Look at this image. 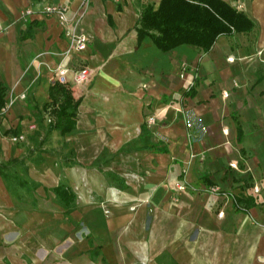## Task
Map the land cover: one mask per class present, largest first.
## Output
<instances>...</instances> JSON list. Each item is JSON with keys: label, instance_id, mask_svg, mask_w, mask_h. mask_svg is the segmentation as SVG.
<instances>
[{"label": "crops", "instance_id": "obj_1", "mask_svg": "<svg viewBox=\"0 0 264 264\" xmlns=\"http://www.w3.org/2000/svg\"><path fill=\"white\" fill-rule=\"evenodd\" d=\"M161 1L91 0L87 48L62 60L43 8L79 0H0V83L5 100L25 95L0 115V264H264V0H220L253 27L207 52L138 37L142 8ZM58 63L78 102L67 133L50 112ZM82 67L92 79L76 85Z\"/></svg>", "mask_w": 264, "mask_h": 264}, {"label": "trees", "instance_id": "obj_2", "mask_svg": "<svg viewBox=\"0 0 264 264\" xmlns=\"http://www.w3.org/2000/svg\"><path fill=\"white\" fill-rule=\"evenodd\" d=\"M252 27L246 16L220 0H162L157 9L151 5L142 8L137 32L140 39L149 36L163 52L183 44L207 52L219 36L249 32ZM5 90L0 83V111L5 105ZM50 98V112L55 117L52 127L60 133L69 132L78 102L58 83L51 86Z\"/></svg>", "mask_w": 264, "mask_h": 264}, {"label": "built area", "instance_id": "obj_3", "mask_svg": "<svg viewBox=\"0 0 264 264\" xmlns=\"http://www.w3.org/2000/svg\"><path fill=\"white\" fill-rule=\"evenodd\" d=\"M91 0H79V8L77 11L72 13L69 12V9L60 4H51L46 5L43 8V14L45 16L54 17L58 25L60 26L66 40H67V47L64 51L57 54L62 60L71 57L74 54L82 53L86 50L88 44V38L84 33L77 31V24L82 20L85 14L88 11L90 6ZM33 14L30 9L23 10L20 15L22 19H27ZM45 53H41L38 57L44 55ZM69 69L62 66L61 63H58L54 69L52 70V75L54 80L61 85H68V73ZM182 76V75H181ZM183 77V76H182ZM92 79V72L87 67H82L73 73L72 82L76 85H83L89 83ZM193 86L192 84L189 87ZM25 95H10L8 99L5 100V105L0 111V115H5L9 111V109L15 104L16 101L24 100ZM48 122H51L48 118ZM156 123L155 117L151 116L145 120V125L147 128H151ZM13 142H18L23 140V136L17 135L13 137ZM176 190L178 192L185 191L186 184L178 181L175 185ZM212 192H217L216 189H212ZM254 193L260 192L258 188L253 189Z\"/></svg>", "mask_w": 264, "mask_h": 264}, {"label": "rangeland", "instance_id": "obj_4", "mask_svg": "<svg viewBox=\"0 0 264 264\" xmlns=\"http://www.w3.org/2000/svg\"><path fill=\"white\" fill-rule=\"evenodd\" d=\"M39 129H42V131L45 133V131H44V128L41 126V127H39ZM23 136V135H22ZM13 137H15V135L13 136ZM13 137H11L12 139H13ZM24 138V137H23ZM22 141V140H21ZM34 143H31L30 145H29V147L30 148H28L27 149V157H31V158H33L32 160H34V158H37V157H40V153L41 152H44V145H45V142H46V139L45 138H41V140L39 139H37L36 138V140H34L33 141ZM11 143L12 144H15V145H22V144H20V143H16V142H13V140H11ZM53 144V143H52ZM59 145L60 146V143L59 142H57L56 143V145ZM15 164V165H14ZM14 164H12V165H9V166H4L3 167V169L1 168V170H3L4 171V174H5V176H7V180H8V182L9 183H13V178H14V176H13V170L15 169V167L16 166H18V164L17 163H14ZM1 165H4V164H1ZM185 171L186 170H184V172H183V174H182V177L185 175ZM178 181H181V182H183V183H185L184 182V179H182V180H178ZM188 188H187V184H186V189L185 190H187ZM209 193H214V194H216V192H212V191H208ZM218 193H219V191H218ZM217 193V194H218Z\"/></svg>", "mask_w": 264, "mask_h": 264}]
</instances>
